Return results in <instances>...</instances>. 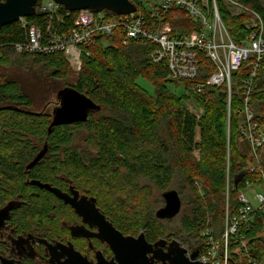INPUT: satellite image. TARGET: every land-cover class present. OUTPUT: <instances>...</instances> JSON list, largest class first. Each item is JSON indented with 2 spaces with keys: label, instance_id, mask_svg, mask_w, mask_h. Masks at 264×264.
Returning <instances> with one entry per match:
<instances>
[{
  "label": "trees",
  "instance_id": "obj_1",
  "mask_svg": "<svg viewBox=\"0 0 264 264\" xmlns=\"http://www.w3.org/2000/svg\"><path fill=\"white\" fill-rule=\"evenodd\" d=\"M131 1L143 8V0ZM237 1L257 13L264 22V0ZM217 8L233 41L243 42L250 33L246 27L249 13L232 14L219 0ZM75 17L76 11H67L61 5L51 17L41 10L39 1L36 13L25 17V21L41 31V44L46 45L52 33L72 28ZM166 20L176 31L189 32L197 28V23L179 8H172ZM26 41L27 28L22 27L20 19L3 25L0 28V67L12 63L15 56L31 58L34 65L49 72L50 79L65 82L56 88V105L49 113L35 109L31 86L14 76L1 77L0 73V207L17 198L23 202L17 214L20 225L26 228L38 222L42 226H55V197L30 184L28 179L55 182L56 175L64 174L91 195L96 194L97 188L98 196L94 195L97 206L125 235H137L142 231L148 242L162 237L175 238L182 244L198 248L199 255L209 246L208 236L203 233L206 230L215 242H219L226 213L232 215L237 209V192L246 182L264 185V163L257 161L258 164L252 166L251 159L242 155L236 144L245 85L249 86L252 121L259 128L264 126V57L256 68L248 59L231 73L230 99L225 84L208 88L203 93H191L189 96L204 104L203 113L197 118L185 107V94L168 92V95L164 90L169 83H182L186 90L191 82L171 80L166 63L152 61L150 53L154 45L147 41L130 40L124 44L117 29L110 35L97 36L92 44L80 45L83 50L81 67L74 83L66 81L71 67L62 51L16 52L14 47ZM198 57L200 65L194 81L206 82L214 66L203 53ZM139 77L152 84L154 96L137 83ZM65 88L75 89L96 107L87 112L85 121L56 125L48 131L53 111L61 102L60 91ZM73 129H85L88 149L71 147ZM44 144L47 149L43 157L27 171L26 166ZM193 152H198V161L192 159ZM177 170L183 176L179 188H189L195 196V204L185 211L176 231L169 236L165 235L163 225L171 222L170 219L162 221L154 212L133 219L116 211L106 201L109 190L129 188L126 192L132 191L138 188L139 179H147L164 190ZM238 176L241 178L235 185L234 179ZM195 180L205 185L202 198L197 193ZM225 190L229 198L226 209ZM238 236L243 238L246 252L239 242L229 241L227 264L262 261L264 209L255 211L240 226ZM222 250L219 249V258H222Z\"/></svg>",
  "mask_w": 264,
  "mask_h": 264
},
{
  "label": "built area",
  "instance_id": "obj_2",
  "mask_svg": "<svg viewBox=\"0 0 264 264\" xmlns=\"http://www.w3.org/2000/svg\"><path fill=\"white\" fill-rule=\"evenodd\" d=\"M232 14L247 11L249 19L246 27L250 33L241 43L233 41L229 30L223 23L217 8L218 0H143V8L136 5V10L127 15L109 16L105 10L96 12L90 9L76 11L73 27L68 31L52 33L46 45L41 44V31L33 26H28L25 18H20L23 28H27V41L14 47L18 53L62 51L64 56L78 68L81 67L82 49L80 45L94 43L97 36L110 35L115 30H120L122 43L130 40H144L154 48L150 53L153 62H165L169 71L168 77L172 80H185L191 82L187 93H203L206 89L225 84L228 88L230 99V75L237 70L240 64L251 59L254 68L264 57V22L254 11L241 5L237 0H219ZM41 10L56 15L59 5L53 0L40 1ZM172 8L184 10L189 17L197 23V28L189 32L176 31L173 25L166 20ZM110 12V11H109ZM199 53L209 59L214 66V71L208 76L206 82H195L200 65ZM255 70L251 76L255 75ZM241 122L238 123L239 135L248 138L253 155L264 144V134L253 123V113L248 102L249 86L245 85ZM192 96V95H191ZM240 112V111H239ZM200 115H196L199 118ZM250 182L237 192L238 206L234 214L226 213L224 232L215 242L208 235V249L199 256L203 264H227L228 243L239 242L246 252L245 242L238 236L240 226L247 222L257 210L264 209V185H259L253 190L255 202H252L245 193L251 188ZM254 188V187H253ZM259 189V190H258ZM222 248V258L218 257ZM264 264V258L259 263Z\"/></svg>",
  "mask_w": 264,
  "mask_h": 264
},
{
  "label": "water",
  "instance_id": "obj_3",
  "mask_svg": "<svg viewBox=\"0 0 264 264\" xmlns=\"http://www.w3.org/2000/svg\"><path fill=\"white\" fill-rule=\"evenodd\" d=\"M42 0H0V28L22 17L33 16L36 13V4ZM67 11H78L90 9L96 12L103 10L110 11L116 15H127L136 10V5L131 0H53ZM60 105L53 111L52 120L48 127L61 124H72L86 120L87 112L94 109L95 104L86 96L80 94L73 88H65L60 91ZM47 146L44 144L42 150L26 166L31 167L39 161L46 152ZM241 176L234 179L236 185ZM40 188L52 192L59 198H64V194L56 187L37 180L29 182ZM164 205L160 207L155 216L160 219H171L176 216L181 208V199L176 190H167L162 194ZM70 202L76 213L83 217V221L95 224L98 233L95 236L106 241L112 252L113 258L110 261L97 256L96 263L88 262L78 252L68 256V259L59 264H154V260L168 261L170 264H203L196 260L197 253L187 256V249L182 247L180 242L173 238L166 241L159 238L155 242H148L142 231L138 235H124L117 230L99 211L95 204V198L89 199V203L79 200ZM10 206L0 208V226L8 218ZM82 226H71L70 231L73 235L87 236ZM166 246L165 249L163 247Z\"/></svg>",
  "mask_w": 264,
  "mask_h": 264
},
{
  "label": "flooded vegetation",
  "instance_id": "obj_4",
  "mask_svg": "<svg viewBox=\"0 0 264 264\" xmlns=\"http://www.w3.org/2000/svg\"><path fill=\"white\" fill-rule=\"evenodd\" d=\"M26 168L27 171L31 170L30 167ZM56 178L55 182H41L37 178L28 179V182L37 180L41 183L50 184L64 194V198H59L45 188L35 185L52 194L56 199L53 210L56 212L54 218H56L57 224L55 226L52 224L42 226L38 222L30 227L26 226V228L20 225L17 222V214L21 210L23 202L17 198L8 201L0 207H11L8 218L0 226V264H59L65 262L68 256L74 252H78L91 263H96L97 256L107 261L113 258L114 254L109 244L95 236L98 233L97 226L83 221V217L76 213L71 203L65 202V199H67L73 202L81 200L84 203H89V199L94 197V195H91L87 192L86 188L81 187L73 179L66 177L64 174H58ZM95 204L97 206L96 199ZM99 211L101 212L100 208ZM51 215L54 214L52 213ZM105 218L107 219L106 216ZM71 226H82V230L87 233V236L73 235L70 231ZM164 239L170 241L173 238ZM180 244L187 249V256L191 253H197L196 260H198L200 256L198 248L187 246L181 242ZM154 264L170 263L167 260L163 262L155 259Z\"/></svg>",
  "mask_w": 264,
  "mask_h": 264
},
{
  "label": "rangeland",
  "instance_id": "obj_5",
  "mask_svg": "<svg viewBox=\"0 0 264 264\" xmlns=\"http://www.w3.org/2000/svg\"><path fill=\"white\" fill-rule=\"evenodd\" d=\"M66 60L67 62H69V65L71 67L69 77L66 81L68 83H74L76 74L78 73L80 68H78V64L76 66L74 63L70 62L71 60H68L67 58ZM0 73L1 77L2 75L6 77L14 76L22 79L23 82L31 86L35 109L44 110L49 113H51L53 107L56 105L55 94L58 90L56 88L62 87L63 83L65 82L53 81L52 79H50L49 72L43 69L42 66L34 65L31 58L23 59L20 56H15L12 60V63H10L9 65H6L5 67H0ZM173 81L180 82L179 80ZM137 83L149 94H152L154 96L155 92L153 86L146 79L139 77L137 79ZM166 87L167 88H164V90L167 93H174L179 96L185 94L187 96V99L184 103L185 107L195 116L202 115L204 104L200 101H196L195 98L189 96L186 91L187 89H184L182 83H179L178 85L169 83L166 85ZM241 120H238V123L241 122ZM260 130L264 134V126H262ZM73 132L74 136L71 142V147L77 148L79 150L88 149L84 140L86 136L85 129H73ZM236 144L240 149L242 155L248 157V159H251L250 163H252V166L257 165V161L264 163V148L260 149V151L257 152L256 156L253 155L248 138H246V136L244 135H238L236 137ZM192 157L194 161H198V152H193ZM182 177L183 176L181 175V172L177 170L175 177L172 178V181L164 190L159 189L156 185L153 184V182L147 179H139L137 181L138 188L133 189L132 191L126 192L129 188H123L117 191L109 190V197L106 201L109 202V206L115 207L116 211L126 213L129 217L133 219H141L142 217H145L149 212L155 213L160 207L164 205L162 194L165 190H176L182 200L180 208L181 212H179L180 214L178 213L179 215L177 214V217L175 216L174 219H170L171 222H169L168 224L164 223L163 226H165L166 228L165 235L169 236L170 233L176 231L180 218L185 214V211H189L192 207H194L193 205L195 204L193 201L195 196L189 190V188H179L180 184L182 183ZM195 184L198 187L197 193L202 198L204 196L205 185L201 180H195ZM258 187L259 184H252L251 188L244 190L246 195L252 202H255L253 190ZM96 190L97 188L95 189L96 194L94 195L98 196ZM106 193L107 192L104 191V194ZM223 199L226 209V207L228 208L229 203L227 190H225V196L223 197ZM162 221L165 220L163 219Z\"/></svg>",
  "mask_w": 264,
  "mask_h": 264
}]
</instances>
